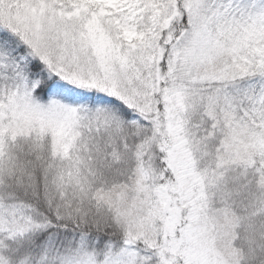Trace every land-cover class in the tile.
Wrapping results in <instances>:
<instances>
[{
	"label": "snow or ice",
	"instance_id": "snow-or-ice-1",
	"mask_svg": "<svg viewBox=\"0 0 264 264\" xmlns=\"http://www.w3.org/2000/svg\"><path fill=\"white\" fill-rule=\"evenodd\" d=\"M0 264H264V0H0Z\"/></svg>",
	"mask_w": 264,
	"mask_h": 264
}]
</instances>
